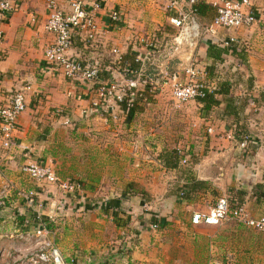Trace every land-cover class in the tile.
<instances>
[{"label": "crops", "instance_id": "0c3cea01", "mask_svg": "<svg viewBox=\"0 0 264 264\" xmlns=\"http://www.w3.org/2000/svg\"><path fill=\"white\" fill-rule=\"evenodd\" d=\"M6 1L14 9L0 13V108L22 90L26 108L13 146L3 150L0 141L1 261H16L19 237L42 228L74 264H264V231L234 221L191 223L222 197L251 219L264 215V0H249L250 27L184 41L171 20L188 19L186 5L160 13L139 0H97L94 46L72 35L68 52L97 61L101 79L132 83L130 91L147 97L136 99L130 116L119 106L117 120L103 103L94 106L92 83L68 80L44 63L53 42L44 30L46 0ZM221 1L198 0L193 15L201 27ZM110 11L120 13V24L110 23ZM229 38L245 49L222 46ZM157 41L165 45L160 55ZM217 50L220 61L212 56ZM118 56L136 63L132 74L121 72ZM190 66L212 87L229 84L207 112L198 101L174 107L171 84L184 82ZM245 135L250 143L242 149ZM28 163L50 167L78 188L35 183L20 171ZM153 223L157 229L148 230Z\"/></svg>", "mask_w": 264, "mask_h": 264}, {"label": "built area", "instance_id": "2783aa9c", "mask_svg": "<svg viewBox=\"0 0 264 264\" xmlns=\"http://www.w3.org/2000/svg\"><path fill=\"white\" fill-rule=\"evenodd\" d=\"M65 2V8L60 7L58 0H46L45 2L47 17L44 23V30L53 36V42L44 50L43 61L50 69L60 71L68 80H82L92 83L97 99L94 106H98L99 102L103 103V111L109 114L112 119L117 120L116 111L122 103L125 105L123 113L127 114V110L134 107L135 98H142L143 101H146L147 97L141 93L130 91L129 87L133 86L132 83L125 85L116 81L101 79L99 76L101 68L97 61H81L79 58L69 54L68 44L72 35L81 36L84 38L83 42L85 44L90 47L94 46L97 37L96 18L100 5L97 0H65ZM197 3L198 0H168L166 8L174 10L179 4L186 5L190 10V14H194L193 7ZM213 8L215 14L211 23L205 27V32L211 33L217 29L248 28L255 22V15L250 10L249 0H223L219 4H214ZM13 9L14 5L9 1H0V13L8 15ZM108 19L113 25L121 23V15L118 11H110ZM186 20L187 18L184 17L171 20V24L174 27L180 28L179 37L181 39L188 35V29H192L195 24L190 21L189 25L192 26L189 27V25H186ZM2 37L3 35L0 31V41ZM221 44L225 47H234L239 52L245 49L244 44L233 38H229ZM151 46L152 42L146 44V47ZM112 53L118 54L116 50L112 51ZM117 60V63L121 61V56H118ZM122 67V73L129 72L125 66ZM184 72L186 75L184 82L181 83L178 80H174L171 84V96L175 108L190 101L203 99L207 92L214 90L212 86L201 79V77L205 78V76L200 70L190 66ZM262 89L264 90V87ZM152 94H154V89H149L148 96ZM25 108L23 90L12 93L8 104L0 108V141L3 150H8L13 146V133L16 130V122ZM56 112L58 113L59 111ZM64 124L67 125L68 122ZM249 143V136L245 135L241 139L240 147L245 149ZM181 163L185 164L186 159H182ZM20 171L35 183L57 185L65 192H72L78 188L77 185L60 182L53 170L47 166L28 163L21 166ZM1 206L2 203L0 201ZM229 221L237 222L255 231H264V215L257 219H251L241 205L237 203L231 205L228 199L224 197L219 198L208 212L194 213L191 216V223L196 226H216ZM157 227L158 224L153 223L148 225V230L154 231ZM47 236L48 231L42 228L24 233L19 237L23 247L17 251L16 261L2 262V255L0 254V264H74L72 258L64 259L58 249L48 240Z\"/></svg>", "mask_w": 264, "mask_h": 264}, {"label": "trees", "instance_id": "16d2710c", "mask_svg": "<svg viewBox=\"0 0 264 264\" xmlns=\"http://www.w3.org/2000/svg\"><path fill=\"white\" fill-rule=\"evenodd\" d=\"M198 7H199L198 5H195V6L193 7L195 13H196V11L199 10ZM209 48H210V47H209ZM216 52H217L216 55H212V56H215V57H213V58H214L216 61H220L219 54L222 53V52L219 51V50H217ZM125 62H127V61H125V60L121 57V61H119L117 64H118L119 66H124V64H126V68L128 69V71H129L128 73H129V75H130V74H132V72L135 70V68L137 67V65H135L136 63H130V62L125 63ZM102 72H103V69H100V72H99V76H100V77H101ZM128 73H126V74H128ZM218 86H219V87H218ZM218 86H217V87H213L214 90H213L212 92H207V94L205 95V97H204L203 99L198 100V102L201 103V104L203 105V110H204L205 112H207L210 108H212L213 106H216V105L218 104V101L216 100V96L221 95V94H227L226 92H227V89H228V86H229V84H228L227 82H223V83H221V85H218ZM147 93H148V91H147ZM136 99H137V101H139V100L142 101V98H135V100H134V107H135V103L137 102ZM120 107H121L122 109H125V105H124V103H122V104L120 105ZM134 107L131 108V109H128V110H127V114H128L129 116L132 114V112H133V110H134ZM177 154H178V152H177ZM178 155H179V154H178ZM180 195L182 196L183 194H180ZM237 204L240 205V203H237ZM152 222H153V221H152Z\"/></svg>", "mask_w": 264, "mask_h": 264}, {"label": "rangeland", "instance_id": "374dc122", "mask_svg": "<svg viewBox=\"0 0 264 264\" xmlns=\"http://www.w3.org/2000/svg\"><path fill=\"white\" fill-rule=\"evenodd\" d=\"M139 2L143 3L144 5L146 4H149V5H154V10L155 12L156 11H159L160 13H164V11H168V9L166 8V5H167V0L165 3H161V0H139ZM174 11V10H173ZM170 12V10H169ZM188 15H190V17H188V19L186 20V24L188 23V25L190 24V21H193L195 24L193 26L192 29H188L187 33L188 35H185L183 37V39H179L180 41H184L185 39H201L205 34V27H201L197 21L194 19V15L193 14H190V10H189V13ZM189 20V21H188ZM192 26V25H189V27ZM176 28V27H175ZM178 29V33H175L177 34V37L180 35V28H177ZM160 42H156V45H157V48H156V52L160 55V53H162L164 51V44L162 42V48L160 47ZM161 51V52H160ZM174 51V50H173ZM171 52V46L169 44V53ZM190 65V64H189ZM188 65V66H189ZM201 72V70H200ZM205 82H207L209 85H210V82H208V80L205 78H202ZM170 94H171V90H170Z\"/></svg>", "mask_w": 264, "mask_h": 264}]
</instances>
